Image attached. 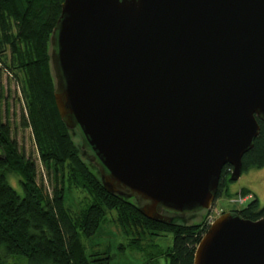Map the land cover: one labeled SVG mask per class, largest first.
I'll list each match as a JSON object with an SVG mask.
<instances>
[{
    "label": "water",
    "instance_id": "obj_1",
    "mask_svg": "<svg viewBox=\"0 0 264 264\" xmlns=\"http://www.w3.org/2000/svg\"><path fill=\"white\" fill-rule=\"evenodd\" d=\"M54 100L109 193L171 222L213 207L264 120V0H63ZM193 264H264V217L214 218Z\"/></svg>",
    "mask_w": 264,
    "mask_h": 264
},
{
    "label": "trees",
    "instance_id": "obj_2",
    "mask_svg": "<svg viewBox=\"0 0 264 264\" xmlns=\"http://www.w3.org/2000/svg\"><path fill=\"white\" fill-rule=\"evenodd\" d=\"M62 2L0 0V61L20 83L24 125L30 126L38 158L53 183L48 191L43 180L37 182L35 162L18 150L9 126L0 121V246L7 254L29 257V264H103L111 255H87L80 238L93 235L114 211L113 221L127 239L119 248L141 252L149 264H155L159 255L167 264H193L196 245L208 227L206 216L188 223V217L167 212L171 222H159L143 216L134 197L107 192L99 172L74 141L76 128H69L59 116L49 49ZM258 124L253 145L242 156V170L264 165V120L258 119ZM230 170V164L223 165L216 198L230 179ZM7 173L18 176L22 194L8 182ZM67 187L86 193L84 207L72 212L65 206ZM248 194L251 201L231 211L247 219L263 218L264 204L240 189L241 197ZM166 232L172 234V246L163 248L154 236Z\"/></svg>",
    "mask_w": 264,
    "mask_h": 264
},
{
    "label": "rangeland",
    "instance_id": "obj_3",
    "mask_svg": "<svg viewBox=\"0 0 264 264\" xmlns=\"http://www.w3.org/2000/svg\"><path fill=\"white\" fill-rule=\"evenodd\" d=\"M52 45L49 52L51 53ZM9 54V50L5 51ZM51 70L53 74L52 62L50 60ZM24 117H26V109L24 99L21 92V87L18 79L7 70L0 61V121L9 126L10 138L16 141L18 150L23 152L25 156L30 157L36 166L37 182L44 184L46 190L52 189V181L47 175L46 168L42 165L38 158L35 140L29 125H24ZM74 141L80 145L82 157L93 163L95 169L100 173L99 164L92 159L91 150L83 144L78 129H75L73 134ZM8 182L20 194L23 193L19 183V178L14 173H7ZM240 189L248 190L255 195L259 205L264 204V165L261 167H251L247 170H242L240 177L237 180H227L225 187L221 191L218 198H215L213 207L209 210L198 209L193 212L183 214L188 217L187 221L197 222L203 215L206 220L209 217L213 219L220 213L231 211L232 209L240 208L251 201L250 194L241 197ZM86 193L80 188H66L64 194V203L72 212L84 207L87 202ZM176 213V212H175ZM208 213V214H207ZM182 215V214H181ZM180 215V216H181ZM115 216L114 211L108 212L106 219L91 236H81V242L85 253L90 255L94 252H99L98 256L111 255L103 264H149L145 255L141 252L129 249L119 248L121 243H126L127 239L121 232L119 227L113 221ZM154 242L163 248L172 246V234L166 232L160 236H154ZM30 259L24 255H10L4 252L0 246V264H29ZM155 264H167L164 256H158Z\"/></svg>",
    "mask_w": 264,
    "mask_h": 264
},
{
    "label": "built area",
    "instance_id": "obj_4",
    "mask_svg": "<svg viewBox=\"0 0 264 264\" xmlns=\"http://www.w3.org/2000/svg\"><path fill=\"white\" fill-rule=\"evenodd\" d=\"M212 220H213V218H212V217H209V218L207 219V224H210V223L212 222Z\"/></svg>",
    "mask_w": 264,
    "mask_h": 264
},
{
    "label": "flooded vegetation",
    "instance_id": "obj_5",
    "mask_svg": "<svg viewBox=\"0 0 264 264\" xmlns=\"http://www.w3.org/2000/svg\"><path fill=\"white\" fill-rule=\"evenodd\" d=\"M167 212H173V211H167ZM167 212H166V213H167ZM178 214L181 215V213H178ZM181 217H184V215L182 214Z\"/></svg>",
    "mask_w": 264,
    "mask_h": 264
}]
</instances>
